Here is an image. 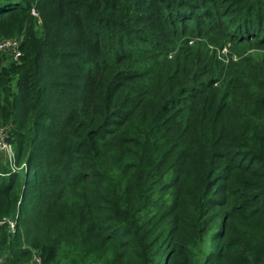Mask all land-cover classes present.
Masks as SVG:
<instances>
[{
    "label": "trees",
    "instance_id": "obj_1",
    "mask_svg": "<svg viewBox=\"0 0 264 264\" xmlns=\"http://www.w3.org/2000/svg\"><path fill=\"white\" fill-rule=\"evenodd\" d=\"M18 35L0 264H264V0H0Z\"/></svg>",
    "mask_w": 264,
    "mask_h": 264
},
{
    "label": "built area",
    "instance_id": "obj_2",
    "mask_svg": "<svg viewBox=\"0 0 264 264\" xmlns=\"http://www.w3.org/2000/svg\"><path fill=\"white\" fill-rule=\"evenodd\" d=\"M31 14L34 16H37V11L32 8ZM21 44H22V36H14L12 38L6 39L1 38L0 39V56L5 55L8 58H11L12 60L17 61L21 55ZM222 53H225V49L222 50ZM233 59L235 60L236 57L233 56ZM0 156L3 159V162L8 165L9 168L15 169V153L13 144L10 141L9 133H8V127L0 123ZM23 166V165H22Z\"/></svg>",
    "mask_w": 264,
    "mask_h": 264
},
{
    "label": "rangeland",
    "instance_id": "obj_3",
    "mask_svg": "<svg viewBox=\"0 0 264 264\" xmlns=\"http://www.w3.org/2000/svg\"><path fill=\"white\" fill-rule=\"evenodd\" d=\"M0 61H1L2 65H6V64H8L9 59L5 55H2V56H0Z\"/></svg>",
    "mask_w": 264,
    "mask_h": 264
}]
</instances>
